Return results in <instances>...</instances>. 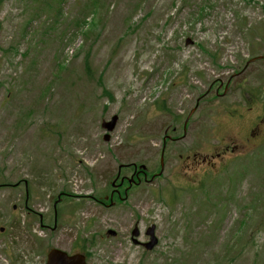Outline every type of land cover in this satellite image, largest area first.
I'll use <instances>...</instances> for the list:
<instances>
[{"label": "rangeland", "instance_id": "374dc122", "mask_svg": "<svg viewBox=\"0 0 264 264\" xmlns=\"http://www.w3.org/2000/svg\"><path fill=\"white\" fill-rule=\"evenodd\" d=\"M260 55L264 0H0V264H45L52 248L88 264H264L262 154L206 169L188 135L168 143L162 176H142L125 204L76 198L106 195L119 166L128 180L127 166L157 173L177 115L212 126L218 109L252 112L231 102L230 85L254 97ZM113 115L105 142L100 123ZM63 192L71 204L53 215ZM134 223L155 225V250L131 243Z\"/></svg>", "mask_w": 264, "mask_h": 264}, {"label": "flooded vegetation", "instance_id": "af4514ba", "mask_svg": "<svg viewBox=\"0 0 264 264\" xmlns=\"http://www.w3.org/2000/svg\"><path fill=\"white\" fill-rule=\"evenodd\" d=\"M254 97L248 98L249 102L253 103L256 108V113L249 112L246 114H227V113H218L217 118L218 122L214 123V126L208 127L206 129L208 135L206 138H202L201 133L204 131L205 122L201 120L206 118V115H201V118L198 120L191 121L189 119L187 125L184 128L185 121L182 125V134L177 136L178 141L183 140L186 136L192 139L193 153L191 157L198 161L201 154L205 155L202 157L198 163L200 164H209L210 159H214L217 155L216 149L212 144V139L217 140L219 147L222 150V155L227 158L232 159L233 157H242L246 153H255L259 155V147L264 146V106L260 103L259 100V86L255 89ZM242 100V96H239ZM252 109V110H253ZM255 114V115H254ZM201 143V146L199 147ZM200 150H202L200 152ZM187 159V158H186ZM188 160V159H187ZM132 184L136 185L141 182L142 172L134 168L132 172ZM121 172L118 170L116 177L114 178V186L111 184V193H115L119 199V191L123 190L124 194L126 186H129V180L126 179V176H120ZM118 181V183H117ZM127 184V185H125ZM86 199L95 200V198L86 195ZM113 200V196H112ZM110 202V200H109ZM103 206L107 207L108 204L105 202H100ZM143 237L144 240L140 241L139 245L141 246L148 241V238L145 234H139V239Z\"/></svg>", "mask_w": 264, "mask_h": 264}, {"label": "water", "instance_id": "95a60500", "mask_svg": "<svg viewBox=\"0 0 264 264\" xmlns=\"http://www.w3.org/2000/svg\"><path fill=\"white\" fill-rule=\"evenodd\" d=\"M188 42V41H187ZM117 121V117H113L110 122H103L101 127L105 130H107L108 132H111L116 124ZM105 139L107 140L108 137H105ZM153 231H154V227H150L147 230V235H149L151 237V241L150 243L146 244V249L150 250L153 248V246L155 245V238L153 237ZM109 234L114 235V233L109 232ZM132 236L136 237L137 236V230L134 229L132 231ZM46 264H85L84 263V259L82 257H72V258H68L66 255H64L61 252L55 251V250H51L48 255H47V262Z\"/></svg>", "mask_w": 264, "mask_h": 264}, {"label": "trees", "instance_id": "16d2710c", "mask_svg": "<svg viewBox=\"0 0 264 264\" xmlns=\"http://www.w3.org/2000/svg\"><path fill=\"white\" fill-rule=\"evenodd\" d=\"M203 11H204V9H203ZM81 26L79 27L78 26V28L80 29V30H82L83 28H84V22L83 21H81ZM75 25H78L77 23H75ZM85 67H86V71L88 72V69H87V62H85ZM103 91H105V90H103ZM114 198L116 199V196H114Z\"/></svg>", "mask_w": 264, "mask_h": 264}]
</instances>
